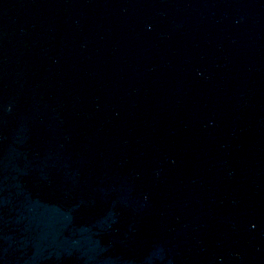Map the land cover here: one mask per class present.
<instances>
[{"label":"water","instance_id":"water-1","mask_svg":"<svg viewBox=\"0 0 264 264\" xmlns=\"http://www.w3.org/2000/svg\"><path fill=\"white\" fill-rule=\"evenodd\" d=\"M0 264H264V0H0Z\"/></svg>","mask_w":264,"mask_h":264}]
</instances>
